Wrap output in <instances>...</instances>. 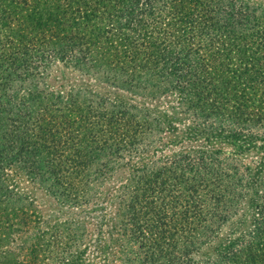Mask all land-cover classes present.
Listing matches in <instances>:
<instances>
[{
  "label": "trees",
  "instance_id": "1",
  "mask_svg": "<svg viewBox=\"0 0 264 264\" xmlns=\"http://www.w3.org/2000/svg\"><path fill=\"white\" fill-rule=\"evenodd\" d=\"M48 1L46 18L36 19L40 23L26 44L9 51L2 41L11 40L0 35V185L9 172L21 169L28 181L45 183L46 190L81 207V217L89 216L84 207L101 195L95 184L120 165L121 153L139 154L143 148L136 144L145 147L151 129L165 122L158 113L150 118L147 109L114 97L78 91L64 96L40 85L52 57L129 93L143 94L149 86L141 73L167 78L177 106L190 112L196 129L187 137L201 135L212 118H222L206 139L223 135L239 150L263 147L264 9L249 22L246 2L240 0H113L109 8V0H75L73 9L66 0ZM67 14L75 26L64 18ZM236 16L244 22L240 28L234 25ZM77 21L83 27L78 32ZM1 24L7 27L0 18ZM159 86L167 88L161 84L156 90ZM235 153L219 157L213 152V158L182 153L165 156L159 164L150 159L129 166L130 176L104 194L116 190L115 210L107 212L101 205L92 213L95 235L82 237L77 229L82 248L69 246L63 257L60 234L55 231L59 238L49 243L44 239L48 227L39 231L45 221L20 204L11 219L7 214L2 218L0 264H110L113 249L120 253L118 264H173V230L188 219V245L198 251L214 219L229 213L241 190L253 185L255 173L247 180V168L226 163ZM254 165L261 169L264 162ZM256 180L261 192L251 200L250 229L226 237L212 247V255L204 253L191 264H264V178ZM2 191L11 193L0 186ZM33 228L36 235L27 241ZM48 251L59 253L51 257L54 263L44 261Z\"/></svg>",
  "mask_w": 264,
  "mask_h": 264
},
{
  "label": "rangeland",
  "instance_id": "2",
  "mask_svg": "<svg viewBox=\"0 0 264 264\" xmlns=\"http://www.w3.org/2000/svg\"><path fill=\"white\" fill-rule=\"evenodd\" d=\"M66 1L69 3L70 9L75 7V5H73L75 0ZM109 1L110 3L107 2L105 4L107 8L114 5L112 3L113 0ZM230 1L232 4H235L236 1L239 0ZM240 1L246 2L247 19L249 22L252 21L251 19L256 13L264 9V0ZM231 3H228L227 7ZM45 5L51 6L48 0H0V18L3 23L7 25L6 27L1 24L0 35H3V37L8 35V39L11 40V43L2 41L4 43V48H8L9 51H14L15 47L20 43L26 44L30 38H33L32 31H36L40 23L39 21L36 22V19L42 16L46 18L47 16L44 9ZM250 11L253 12L250 13ZM64 18L69 19L68 22L75 26L73 23L76 22L72 21L71 15L67 14ZM122 19V17L118 18L119 21ZM93 20L95 21V19H92L91 21ZM236 20L239 22L237 23L235 21L234 25L240 28L244 22L239 16H236ZM103 24L102 28L105 27L106 21H103ZM173 25H175V23H172V26ZM80 28L83 27H81L77 21V32L81 30ZM103 35L105 34L102 33L100 38L102 42L104 41V37H106V35ZM58 59L59 58L52 57L48 69L40 75L42 77L39 80L40 85L45 83L48 89L58 91L64 96L67 95V92L77 94L78 91L81 95H86L87 93L96 97L104 95L107 96L109 100L114 97L117 101L135 106L136 109H147L146 111L150 113V118H155L159 115L161 120H165L164 123L160 124L159 129H151V133L153 134L149 138L150 140L145 147L136 144L139 148H143L139 154L136 155L132 151L121 153L124 158L120 161V165L118 167L113 165V168L108 172L107 176L95 184L97 187L95 191H101V195L98 197L92 196L88 205L84 207L85 209L90 210L92 214L95 211L98 212V208L102 205L107 212L112 213L115 210V203L117 200L114 196L116 190L113 189H116L117 185L123 183L125 179L130 176L129 171L131 168H129V166L133 168L134 166H138L140 162H150V159L155 160L154 162L159 164L161 163L159 159H162L165 156H174V158H177L178 155L182 153H202L203 157L210 153V156L213 158L215 157V155L212 154L213 152H217V155L221 157L226 155V153L235 150L236 153L234 155L231 154L230 156L232 159L226 161V163L229 165H236L240 170L247 168V180H249L251 175L255 173V176H253L254 179H252L253 185L247 186V188L241 190L236 199V204L230 208L229 213H224L214 219V225L211 226L208 238L200 242L198 251H196V248L193 246L191 247L188 245L187 238L192 233L191 229H189L192 224L188 222V219L173 230L172 263L182 264L181 259L182 261H185L186 258L189 264H191L192 260L203 259L204 256H202V254L209 253L212 255V247L222 240H225L226 237L235 238L239 233H243L244 229H250L255 214L250 205L251 200L256 199L257 196L255 193L259 194L261 192L259 190L260 187L254 184L257 183L256 179L264 178V167L259 169L258 167H255L254 164L257 160L264 162V145L261 148L246 147L239 150L236 145H233L231 141L223 135L217 137L209 136L206 139L205 137L209 132L213 134L214 129L212 127L217 126L224 121L222 118L220 121L212 118L211 121L207 123V127L209 126L210 128H205L201 135H193L194 138L191 136L187 137L196 129H194L193 123H191L190 112L177 106L175 98L176 90L174 87L167 84V82H170L167 78L162 80L160 78L157 79L156 75L152 78L147 72L145 74L141 73L142 76L140 79L143 80L144 85L149 86L143 91V94H139L138 92L129 93L128 91L116 87L115 84H111L107 80L77 70L76 66L72 67L70 65H65ZM139 82L142 81L139 80ZM161 84L167 88L162 89V86H159L161 89L156 90L157 86ZM92 95L90 96L93 97ZM181 110L185 112H181ZM140 112V115L137 116L138 119H140L144 113V111ZM168 124L170 127L165 128ZM255 128L256 127H254V129ZM260 131L261 129H259V132ZM152 151L153 153H151ZM147 166H150V164ZM5 173H7V169L5 170ZM8 175V179H3L2 184L0 185L11 190L9 195L5 194V191L0 192V232L3 231L2 228H6V224H4L2 219L3 216L7 214L9 219H11L10 213H18L19 210L16 209L19 208V205L21 204L28 206L30 210L39 214L41 219L45 221L46 225L40 224L39 226V231L45 228V226L48 227L46 228V234L44 235L45 240L48 238L47 241L52 243L54 238L60 237L63 239V244L60 248L61 250L63 249V252L60 253L62 257L67 255V250L65 249L69 246L71 249H77V247L79 249L82 248V245L79 244V242L77 244V229L78 234L82 237L95 235L93 225L96 218H90L91 214L89 216L85 214L81 217L79 211L81 207L79 208L77 205L63 200L57 192H51L49 189L46 190L45 183L28 181L27 176L21 169H17L14 173L9 172ZM11 183H13V185H11ZM110 187H113L110 196H105L104 194ZM104 196L105 200L102 202ZM17 197L19 199H17ZM95 202L97 203L96 207H94ZM11 207H15V209H11ZM55 231L60 234L59 237L55 236ZM29 232L30 233L27 234L25 238L27 241L32 240L33 236L36 235L35 228L29 229ZM105 237L107 240V234H105ZM83 242L84 239L81 243ZM60 249H57V251L60 252ZM48 253V260L45 259V262H53L51 257L59 255V253L53 254L49 251ZM112 253L113 255L109 257V263L118 264L115 257L120 253L115 249L112 250ZM83 256L84 259L88 261L86 253ZM40 257H42V255H39V258Z\"/></svg>",
  "mask_w": 264,
  "mask_h": 264
}]
</instances>
